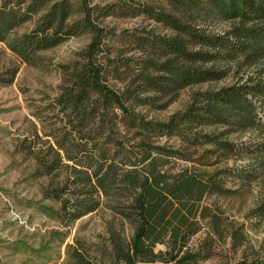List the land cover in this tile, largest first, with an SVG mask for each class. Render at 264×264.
Listing matches in <instances>:
<instances>
[{"label":"trees","instance_id":"1","mask_svg":"<svg viewBox=\"0 0 264 264\" xmlns=\"http://www.w3.org/2000/svg\"><path fill=\"white\" fill-rule=\"evenodd\" d=\"M164 6L140 0H0V43L21 62L37 66L41 51L66 40L90 35L56 105L65 113L67 132L45 150L27 147L35 176L50 179L44 199L58 209L50 217L73 222L103 203L133 227L125 245L113 249V264H153L167 243L166 264H191L197 254L183 249L196 229L202 200L226 195L222 172L169 175L163 159L180 155L154 145L153 138L177 137L192 146H211L219 158L256 155L264 191V78L215 91L196 92L183 112L166 122L147 120L137 109H163L178 92L224 79L237 70L264 63V0H163ZM38 18L23 34L15 31ZM138 18L159 26L115 34L105 18ZM217 22H231L214 33ZM203 127L227 132L257 131L258 141L234 143L224 134L193 133ZM67 143V145H66ZM182 156V155H180ZM62 169L65 177L59 179ZM230 178L249 183L256 169H229ZM264 216V193L256 211ZM63 264H95L81 247L67 246ZM238 264H264L263 261Z\"/></svg>","mask_w":264,"mask_h":264},{"label":"rangeland","instance_id":"2","mask_svg":"<svg viewBox=\"0 0 264 264\" xmlns=\"http://www.w3.org/2000/svg\"><path fill=\"white\" fill-rule=\"evenodd\" d=\"M164 6L163 0H140ZM110 0H92V4L105 5ZM38 15L15 31L23 34L30 30ZM107 31L119 34L124 30L155 28L167 33L143 17L103 19ZM231 22H217L211 26L214 33H223ZM90 43V35L72 37L58 46L38 53L37 66L20 61L0 43V264H63L67 246L81 247L95 264H113V249L125 245L133 234V227L121 219L103 201L92 213L73 222H62L50 217L44 208L58 209V204L44 199L43 190L50 179L35 176V164L28 154L30 149L45 150L67 132V118L56 105L57 98L68 85L72 67ZM264 71V63L243 67L237 72L231 66L222 80L187 87L163 109L141 107L137 111L147 120L166 122L172 115L183 112L196 92L215 91L225 86L242 83L248 77H257ZM264 78V72L262 73ZM223 127H203L193 133L224 134L223 139L234 143L258 141L257 131L227 132ZM154 145L179 152L164 158V172L177 175L189 171L197 175L222 172L220 179L230 192L226 195L206 196L183 251L198 255L191 264H238L264 260V216L255 211L263 197L261 171L256 155L219 158L207 151L211 146L190 145L177 137L153 138ZM67 145V143H66ZM256 169L258 179L249 183L230 178L225 171ZM62 169L59 179L65 177ZM154 252L162 254L153 264H166L167 243L157 244Z\"/></svg>","mask_w":264,"mask_h":264}]
</instances>
